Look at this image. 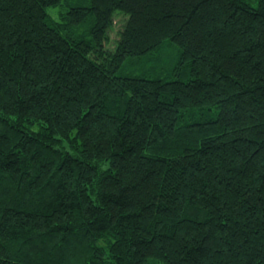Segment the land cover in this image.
<instances>
[{"label": "trees", "instance_id": "trees-1", "mask_svg": "<svg viewBox=\"0 0 264 264\" xmlns=\"http://www.w3.org/2000/svg\"><path fill=\"white\" fill-rule=\"evenodd\" d=\"M0 264H264V0H0Z\"/></svg>", "mask_w": 264, "mask_h": 264}, {"label": "rangeland", "instance_id": "rangeland-1", "mask_svg": "<svg viewBox=\"0 0 264 264\" xmlns=\"http://www.w3.org/2000/svg\"><path fill=\"white\" fill-rule=\"evenodd\" d=\"M250 1V3L253 5V6H257L258 5V0H248ZM67 9L66 5H65V2H62V4H57V5H52V6H49L48 7V11L49 13L56 19H59L60 18V15L62 12H66L65 10ZM117 23L115 24L114 26V29L110 32V36H111V40H112V43L111 45L113 44V41L116 40L118 38V29L120 27V18H117Z\"/></svg>", "mask_w": 264, "mask_h": 264}]
</instances>
